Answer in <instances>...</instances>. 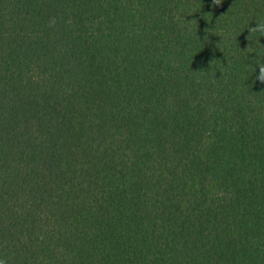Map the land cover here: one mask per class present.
Instances as JSON below:
<instances>
[{"label":"trees","instance_id":"trees-1","mask_svg":"<svg viewBox=\"0 0 264 264\" xmlns=\"http://www.w3.org/2000/svg\"><path fill=\"white\" fill-rule=\"evenodd\" d=\"M264 0H0V260L264 264Z\"/></svg>","mask_w":264,"mask_h":264},{"label":"clouds","instance_id":"clouds-1","mask_svg":"<svg viewBox=\"0 0 264 264\" xmlns=\"http://www.w3.org/2000/svg\"><path fill=\"white\" fill-rule=\"evenodd\" d=\"M211 4L219 7L222 5V0H211ZM249 33H258L264 37V22L257 23L254 26L248 28ZM264 47V46H262ZM259 74L256 76V80L261 84H264V63L258 64ZM0 264H5V261L0 260Z\"/></svg>","mask_w":264,"mask_h":264}]
</instances>
